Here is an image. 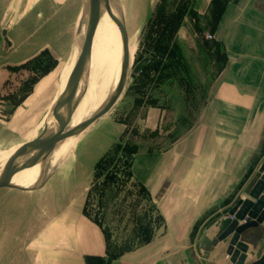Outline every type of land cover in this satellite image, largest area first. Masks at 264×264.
<instances>
[{
	"label": "rangeland",
	"instance_id": "1",
	"mask_svg": "<svg viewBox=\"0 0 264 264\" xmlns=\"http://www.w3.org/2000/svg\"><path fill=\"white\" fill-rule=\"evenodd\" d=\"M194 1L109 0L115 16H122L125 22L129 72L142 57L153 53L163 21L180 7L183 12L173 35L182 61L163 67L171 56L160 49L135 78L128 75L122 93L105 114L82 133L60 143L62 161L44 183L27 190L0 188V264H50L52 253L61 245L59 234L49 225L69 204L81 202L83 207L88 201L87 212L91 216L99 212L109 240L117 247L141 240V224L154 226L152 238L163 230L164 219L157 218V202L147 185L131 176L122 188L99 193L93 189L94 175L101 170L95 164L106 151L108 161L115 163L119 143L135 142L138 150L166 149L199 122L220 62L212 60L216 53L207 52L213 44L212 38L203 35L208 27L192 20ZM84 15L85 0H6L0 12V32L6 29L11 45L0 33V68L7 73L0 90V171L41 131L72 68ZM119 39V29L105 11L93 34L87 79L73 98L65 130L95 113L114 90L121 72ZM182 105L183 109L178 110ZM149 106L164 108L155 130L143 125ZM42 164L12 176L34 179L40 176ZM131 180L143 183L148 191H138ZM90 263L99 264L96 260Z\"/></svg>",
	"mask_w": 264,
	"mask_h": 264
},
{
	"label": "crops",
	"instance_id": "2",
	"mask_svg": "<svg viewBox=\"0 0 264 264\" xmlns=\"http://www.w3.org/2000/svg\"><path fill=\"white\" fill-rule=\"evenodd\" d=\"M193 10L192 20L208 27L203 35L212 34L207 52L220 62L199 122L166 149H139L131 162L132 176L157 202L163 230L108 258L101 227L83 214L81 202L69 204L49 225L61 245L50 264H234L228 238L219 239L221 225L238 199H252L264 163V0H195ZM6 75L0 68V90ZM163 114L147 107L144 127L155 130ZM263 230L264 221L241 232L245 263L264 253Z\"/></svg>",
	"mask_w": 264,
	"mask_h": 264
},
{
	"label": "water",
	"instance_id": "3",
	"mask_svg": "<svg viewBox=\"0 0 264 264\" xmlns=\"http://www.w3.org/2000/svg\"><path fill=\"white\" fill-rule=\"evenodd\" d=\"M89 8L88 24L84 37L80 43L76 59L67 77L66 84L59 96L54 100L46 114L41 131L33 139L27 141L9 160L6 167L0 171V188H14L20 190L35 189L44 181L37 180L31 187H22L11 183V176L24 168L36 165L67 137L82 133L90 124L105 114L117 101L122 93L128 79L135 78L149 61L152 54L142 57L129 72L131 64L129 54V43L123 17L117 18L111 9L109 0H87ZM106 11L116 23L122 45L121 72L118 82L105 103L92 115L71 127L64 129L70 120L74 95L78 82L83 78L85 59L91 54L92 39L95 28L103 11ZM147 22L144 23L138 33L140 38L145 30ZM78 30H81V22ZM4 39L9 40L2 29ZM259 177L249 190L252 199H238L228 211V217L221 225L219 239L228 238L226 253L234 264H264V253L256 259L245 263L247 258V244L240 240V234L250 227H256L264 221V163L259 167ZM264 231V230H263Z\"/></svg>",
	"mask_w": 264,
	"mask_h": 264
},
{
	"label": "trees",
	"instance_id": "4",
	"mask_svg": "<svg viewBox=\"0 0 264 264\" xmlns=\"http://www.w3.org/2000/svg\"><path fill=\"white\" fill-rule=\"evenodd\" d=\"M182 12L183 7H180L175 12H172L171 16L169 15V17L165 21H163L164 26L161 34L159 35V40L153 45L152 56L157 55L160 49L162 51H168L169 54L167 53V56H171L168 62L163 63V67H168L169 65L172 66L173 63H179L180 61H182V57L178 54L176 39L173 35V32H175V29L179 24ZM138 147V144L135 142H125L124 144L119 143L116 150L120 151V154L115 157V163H111L110 161H108L107 157L109 155V151H106L95 164V167L101 170L96 172L94 175L93 189L95 191H99L100 193L104 190L114 191L122 188L125 183H127V181L131 179V162L134 154L138 151ZM134 183L139 187L140 190L138 191H148L143 183L131 180V184ZM87 205L88 201H85V204L82 207V212L89 219L96 222L101 227L105 237L106 253L108 258H114L125 251L132 250L151 240L154 233V226L152 227L151 225H149V223H147L141 224L139 228L140 233L144 235L141 240L136 242L123 243L125 245H120L118 247L115 246L114 243L109 240L110 238L107 233L106 225L103 224V220L99 212L95 211V214L91 216L89 212H87ZM157 218L161 220L163 219L161 213L157 212ZM96 259L101 260L99 257H97Z\"/></svg>",
	"mask_w": 264,
	"mask_h": 264
},
{
	"label": "bare ground",
	"instance_id": "5",
	"mask_svg": "<svg viewBox=\"0 0 264 264\" xmlns=\"http://www.w3.org/2000/svg\"><path fill=\"white\" fill-rule=\"evenodd\" d=\"M104 14H105V10L102 12L101 16H104ZM84 17H85V19L83 21H81V34L78 37V39H76V41H75V48H74V53H73L74 54V56H73V63H74V61L76 59V56H77V53H78V49H79L80 43H81V41H82V39L84 37L85 30H86V25L88 24L89 8H88V5H87V0H85V15H84ZM119 41H120V39H119ZM98 42H100V44L103 43L102 40H98ZM89 62H90V54L85 59V62H84L85 68H84L83 78L77 84V88H76L75 95L79 92V90L81 88H83V85H84V83H85V81L87 79V72H88ZM61 91L62 90H60L59 94L61 93ZM59 94H58V96H59ZM61 150L62 149H60V144H59L57 147H55L52 150L53 152L51 151L42 160L43 161V164H42L41 169H40V172H39V173H41L40 176L38 174V176L36 178H34V179L27 178V177H13V176H11V178H10L9 181L11 183H14V184L19 185V186H22V187H31L37 180H39L40 182L41 181H45L47 179V177L51 173H53L57 169V167L60 165V163L62 161V151ZM52 154H53V157H52ZM1 166H2V160L0 158V167Z\"/></svg>",
	"mask_w": 264,
	"mask_h": 264
},
{
	"label": "built area",
	"instance_id": "6",
	"mask_svg": "<svg viewBox=\"0 0 264 264\" xmlns=\"http://www.w3.org/2000/svg\"><path fill=\"white\" fill-rule=\"evenodd\" d=\"M204 36H205V38H212V34L211 33H205Z\"/></svg>",
	"mask_w": 264,
	"mask_h": 264
}]
</instances>
